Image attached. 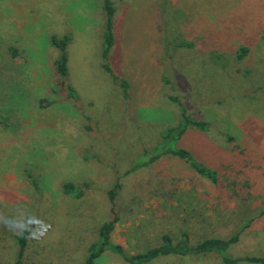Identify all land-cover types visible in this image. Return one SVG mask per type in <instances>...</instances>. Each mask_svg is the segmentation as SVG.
<instances>
[{
	"label": "rangeland",
	"instance_id": "rangeland-1",
	"mask_svg": "<svg viewBox=\"0 0 264 264\" xmlns=\"http://www.w3.org/2000/svg\"><path fill=\"white\" fill-rule=\"evenodd\" d=\"M111 1L116 80L102 67L104 0H0V264H13L23 229L24 264H80L113 208L112 238L130 252L186 230L193 241L238 232L231 255L264 256V0ZM66 34L61 77L51 40ZM172 96L207 122L178 145L217 172L216 184L171 154L129 172L182 119ZM197 258L150 264H222ZM99 264L128 263L106 251Z\"/></svg>",
	"mask_w": 264,
	"mask_h": 264
},
{
	"label": "trees",
	"instance_id": "trees-1",
	"mask_svg": "<svg viewBox=\"0 0 264 264\" xmlns=\"http://www.w3.org/2000/svg\"><path fill=\"white\" fill-rule=\"evenodd\" d=\"M104 8L106 10V18L102 67L111 74L113 80H116L118 79V76L113 72L112 67L108 63L109 52L114 42V36L112 33V17L115 7L111 0H104ZM70 39V35L66 34L61 38L53 36L51 40L52 44L60 50V55L55 60V64L61 77H66L68 75L67 48ZM185 44L188 46L192 45V43H184L183 45ZM243 50L247 51V48L245 47ZM14 54H16V50H14ZM120 86L123 91V96L128 99L130 97L129 81L126 78H121ZM69 88L71 90V95L75 97L77 94L75 89L71 85H69ZM171 98L180 105L182 109V119L178 121L176 125L169 126L162 130L160 133L161 139L151 149L145 148V151L142 154L143 157L138 161L134 160L132 162L129 172L149 166L162 156L171 154L186 161L197 173L209 178L216 184L218 182L217 172L198 161L190 150L178 145L179 140L189 126L206 129L208 126L207 122L200 121L189 116L183 103L173 96ZM228 138L232 139V137ZM34 182L36 184L35 180ZM118 187L119 183L117 182L108 191L109 199L113 205H115L117 199ZM63 191L76 198H80L83 193L82 188L75 185L71 181L63 183ZM112 212L115 214L114 217L101 223L96 237L89 243L86 255L80 264H99V258L102 257L106 251H111L112 253L119 255L128 264H150L162 256L168 255H177L181 257L195 256L196 258H202L204 256H218L222 264H238L240 261L264 264V256L236 257L229 253L228 249L239 241L240 234L238 232L233 233L229 237L212 236L206 238L204 237L197 241L191 240L190 234L186 230L182 231L180 236L176 239L173 238L170 233L165 232L161 235L162 243L149 246L144 250H139L137 252L127 251L122 244L114 241L112 238V233L119 219L114 208ZM262 214H264V209ZM28 235L29 230L27 229H23L15 235L19 249L13 264H24L28 245ZM45 261L46 259L44 258H38L35 261L31 260L30 264H44Z\"/></svg>",
	"mask_w": 264,
	"mask_h": 264
},
{
	"label": "clouds",
	"instance_id": "clouds-1",
	"mask_svg": "<svg viewBox=\"0 0 264 264\" xmlns=\"http://www.w3.org/2000/svg\"><path fill=\"white\" fill-rule=\"evenodd\" d=\"M41 239H43V237H41Z\"/></svg>",
	"mask_w": 264,
	"mask_h": 264
}]
</instances>
